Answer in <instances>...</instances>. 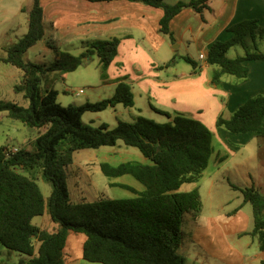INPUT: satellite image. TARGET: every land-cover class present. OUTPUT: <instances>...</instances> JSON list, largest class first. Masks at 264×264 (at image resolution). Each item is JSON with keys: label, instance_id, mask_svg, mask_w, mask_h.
<instances>
[{"label": "trees", "instance_id": "1", "mask_svg": "<svg viewBox=\"0 0 264 264\" xmlns=\"http://www.w3.org/2000/svg\"><path fill=\"white\" fill-rule=\"evenodd\" d=\"M91 2L113 0H88ZM161 8L160 33L174 39L171 21L182 10L192 7L202 14L210 8L211 0L178 1L128 0ZM229 39H217L209 48L207 63L217 66L212 82L219 86L222 77L230 74L239 79L249 77L247 62L264 61L259 37L264 26L258 19H244L232 24ZM45 37L44 9L41 0H34L29 10L28 31L7 47V55L0 62L13 65L23 72L20 82L13 86L29 100L28 106L0 101V119L6 116L22 121L37 132L34 147L17 151L0 146V243L26 255L16 263L0 264H66L65 247L71 232L84 233L83 259L101 264H184L185 258L177 250L183 242L181 224L187 214L198 217L203 208L199 188L182 191L186 183L197 182L203 176L214 154L213 133L200 120L177 112L170 120L159 123L138 116L133 122L120 121L110 128L106 124L94 126L83 121L85 112H100L123 104L134 105V96L127 77L117 81L114 93L106 98L83 104L58 102L59 92L43 85L49 72L77 70L87 57L97 54L106 68L118 54L121 38L85 40L80 55L61 51L47 42L55 52L50 64H40L25 57L26 53ZM261 39H264L262 37ZM240 45L244 53L230 58L227 53ZM195 69L198 63L190 56L182 57ZM173 58L164 67L176 62ZM107 76L103 79L106 80ZM217 126L236 134L255 133L264 137V93L247 99L229 118L220 116ZM138 148L148 160L126 161L118 165L100 163L106 176L132 175L144 185L130 198H99L73 201L68 184V167L73 155L82 149L114 146L118 141ZM226 156L220 157L224 160ZM39 168L43 180L52 185L46 201L38 182L23 173ZM232 188L243 194V204H251L254 227L249 234L264 250V194L255 185ZM238 210V208L236 209ZM235 210V211H236ZM48 213L56 224L54 229L41 228L33 223L36 216Z\"/></svg>", "mask_w": 264, "mask_h": 264}, {"label": "rangeland", "instance_id": "2", "mask_svg": "<svg viewBox=\"0 0 264 264\" xmlns=\"http://www.w3.org/2000/svg\"><path fill=\"white\" fill-rule=\"evenodd\" d=\"M7 1L12 0H0V57H5L7 55V47L23 37L28 31V19H25V14L16 13L15 4L7 12L4 10V3ZM167 1L170 2V0ZM209 15V12H207L206 17H209ZM45 27L48 33L49 27L47 21H45ZM133 33L135 40L124 41L119 46L116 59L106 68L101 63L99 56L93 54L89 60L86 59L75 71L49 72L45 79H47L48 86L58 90V102L67 106L72 103L83 104L87 101L94 102L109 97L114 93L115 88L113 85H107L103 77L107 76L112 78L113 81H118L126 76L127 82L130 84L133 92L134 105L126 107L123 104H118L115 107H109L100 112H85L83 115L85 123L94 126L106 124L110 128H114L120 121L133 122L138 116L163 123L169 121L170 118L158 110L167 112L172 116L177 112H181L189 117L200 120L212 131V147L215 152H220L221 157L226 154L231 156L237 154V157L241 158L255 149L254 142L238 148V150H234V148L230 149L228 146L239 143L236 136H240L241 134L231 133L217 126V120L220 116L228 118L233 111L230 107L224 105L227 95L223 90V85L217 86L212 82L213 69L217 68V66H209L203 70H199L187 80H175L169 84L163 83L156 76L160 75L167 80L169 77L166 73L167 70H162L157 62L160 58L170 53V48L154 52L144 44L142 45L141 41L138 40L141 39L140 30H134ZM57 35L61 36L60 34ZM262 37H259L258 40L260 49L264 51V39H261ZM54 43L61 51L70 52L74 55H80L85 51L82 42L66 44L56 36ZM177 45L178 43L176 42L173 46ZM175 52L177 54L176 64L174 63L175 66L172 65L173 69H169L168 72L194 69L191 63L180 59V55L190 56L198 65L200 63L199 50L194 43L189 48L186 44H183L180 48L176 47ZM243 53L244 49L242 46L237 45L232 47L227 55L230 58H234ZM54 56V50L50 47H45L43 41L29 49L25 55L26 58L40 64H50L54 60ZM143 74L146 75L145 78H143ZM22 77L23 72L21 69L0 62V101L16 102L23 106L29 105V100L24 97L23 93H17L13 89V86L20 82ZM231 80L233 82H241V79L234 75L225 74L222 77V83ZM43 85L47 86L45 80ZM80 89L83 90V93L77 94ZM36 136L37 132L22 121L10 118L5 113L0 119V146L9 147L11 150L25 146L33 148ZM227 136L229 139H226ZM143 160L148 161L138 148L128 146L121 140L114 146L76 151L73 155V162L68 167V184L73 201L78 202L84 199L94 201L103 197L111 199L134 197L136 194L131 189L120 184L129 185L136 191H142L145 188L144 185L130 174L120 177L106 176L101 170L100 163L109 162L112 165H118L126 161ZM215 161L216 153L210 156L208 167L199 181L186 183L181 187L182 191H191L199 188L204 202L200 219L211 212L219 211L220 202L223 198L227 199V201L232 199V203L226 204V209L230 211L239 202L237 196L242 197L240 191L233 190L227 186L228 184L222 182H219V191L222 194L214 199L209 197L207 188L210 182L209 176L217 168ZM233 161L234 159L229 163ZM252 163L256 165L257 161L253 160ZM260 166L259 169L257 167L259 170L257 181L258 183L259 181L261 182L263 188L260 191L264 194V164L261 163ZM39 170V168L24 170L23 173L33 177L38 182L47 201L52 194V185L42 179ZM231 177L238 185L243 187L250 186L244 180H240L241 182H239L234 172H232ZM33 223L41 228L50 230L56 226L48 213L34 217ZM190 223L191 214H187L181 224L185 244L182 249L179 248L177 250L184 258H190L186 252V244H188L189 240L187 230ZM85 240L86 235L84 233L71 232L65 247L68 260H77L82 264H101L83 259ZM25 257L26 255L23 253L11 250L0 243V263H16ZM186 264H189V262H186Z\"/></svg>", "mask_w": 264, "mask_h": 264}, {"label": "crops", "instance_id": "3", "mask_svg": "<svg viewBox=\"0 0 264 264\" xmlns=\"http://www.w3.org/2000/svg\"><path fill=\"white\" fill-rule=\"evenodd\" d=\"M178 1L189 2L191 0H170L167 2L174 4ZM33 2L34 0L7 1L4 3V10L7 12L15 4L16 13L25 14V19L29 20V10ZM41 4L44 9V26L47 21L49 27L48 33L45 27V37L40 41H43L45 47H48L47 42L55 44L56 36L66 44L119 37L121 38L120 45H122L124 41L135 40L133 32L140 30L141 39L138 40L148 49L160 52L162 49L164 51L168 47L170 48V53L163 58L159 59L158 57L159 61L157 62L162 70H167L169 79H164L160 75L156 78L167 84L175 80H187L199 70L213 66L209 65L206 60L209 48L217 39L225 40L231 37L232 34L228 29L232 24L244 19L255 18L264 26V0H211L210 8L205 9L202 14L196 12L192 7L185 8L171 21L170 26L174 39L159 31L163 10L144 3L128 0L98 2L41 0ZM206 11L209 12V17H206ZM56 33L61 36L59 37ZM176 42L178 45L173 46ZM192 43L196 44L199 50V67L193 70L183 69L174 70L172 73L168 72L169 69H173L176 63L169 67L164 66L173 58H177L176 47L180 48L186 44L189 48ZM201 55H204L205 58H201ZM92 56L87 57V60ZM183 56L180 55L179 58L183 59ZM247 64L250 71L246 80L241 79V82L231 80L222 83L223 90L227 95L224 105L233 111L250 97L264 93V61H249ZM138 68L140 69V67ZM145 77L146 75L143 74V78ZM105 83L113 85L116 89L117 81H113L112 78L107 77ZM45 84L48 85L47 79H45ZM236 137L239 143L228 146L230 149L238 150L251 142H254L255 149L241 158L237 157V154L232 156L226 154L224 160L220 159V152H214L216 153L215 165L217 168L210 174L209 187L207 188V194L211 199L222 194L219 191V182L226 183L228 187L236 190L230 185V182L237 184L231 177L232 172L239 182L244 180L250 186L258 187L259 190L263 188L261 182L257 181V173L261 167L260 164H264V137L255 133L241 134ZM226 139L229 137L227 136ZM232 159L234 161L229 163ZM253 160L257 161V166L252 163ZM237 198L239 202L230 211L226 209V204L232 203V199L227 201L223 198L219 211L211 212L202 219H200V215L198 217L191 215V223L187 230L189 240L186 244V252L190 258L186 257L184 264L186 262L189 264H264V250H260L258 240L249 234L254 227L253 208L249 203L243 204V194L242 197L237 196ZM237 208L238 210H236ZM184 244L183 241L180 249L184 247ZM66 264L82 263L67 258Z\"/></svg>", "mask_w": 264, "mask_h": 264}, {"label": "built area", "instance_id": "4", "mask_svg": "<svg viewBox=\"0 0 264 264\" xmlns=\"http://www.w3.org/2000/svg\"><path fill=\"white\" fill-rule=\"evenodd\" d=\"M201 58H205V56L204 55H201ZM80 93H83V90L82 89H80L77 94H80ZM17 150H18V148H15L13 151H17Z\"/></svg>", "mask_w": 264, "mask_h": 264}, {"label": "water", "instance_id": "5", "mask_svg": "<svg viewBox=\"0 0 264 264\" xmlns=\"http://www.w3.org/2000/svg\"><path fill=\"white\" fill-rule=\"evenodd\" d=\"M89 58V57H88Z\"/></svg>", "mask_w": 264, "mask_h": 264}]
</instances>
